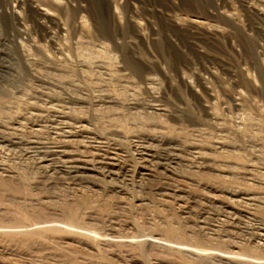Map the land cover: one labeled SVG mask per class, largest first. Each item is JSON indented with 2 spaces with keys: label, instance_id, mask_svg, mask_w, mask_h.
Here are the masks:
<instances>
[{
  "label": "rangeland",
  "instance_id": "obj_1",
  "mask_svg": "<svg viewBox=\"0 0 264 264\" xmlns=\"http://www.w3.org/2000/svg\"><path fill=\"white\" fill-rule=\"evenodd\" d=\"M0 264H264V0H0Z\"/></svg>",
  "mask_w": 264,
  "mask_h": 264
},
{
  "label": "bare ground",
  "instance_id": "obj_2",
  "mask_svg": "<svg viewBox=\"0 0 264 264\" xmlns=\"http://www.w3.org/2000/svg\"><path fill=\"white\" fill-rule=\"evenodd\" d=\"M98 162H100V161H98ZM78 166V165H77ZM80 167V166H79ZM107 167V166H106ZM76 170V169H75ZM76 172V171H75ZM111 173V172H110Z\"/></svg>",
  "mask_w": 264,
  "mask_h": 264
}]
</instances>
